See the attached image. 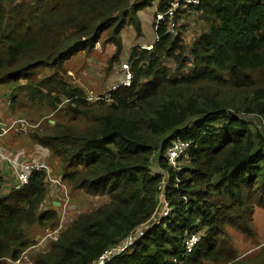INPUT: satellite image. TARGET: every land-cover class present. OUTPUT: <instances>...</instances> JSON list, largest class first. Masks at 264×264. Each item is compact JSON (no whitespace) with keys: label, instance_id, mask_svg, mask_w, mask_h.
Wrapping results in <instances>:
<instances>
[{"label":"trees","instance_id":"16d2710c","mask_svg":"<svg viewBox=\"0 0 264 264\" xmlns=\"http://www.w3.org/2000/svg\"><path fill=\"white\" fill-rule=\"evenodd\" d=\"M174 1L0 0V86L17 83L14 91L65 112L69 123H49L32 139L61 158L69 194L109 198L34 264H93L130 235L136 244L107 264H236L223 247L227 228L252 234L254 204L264 208V132L250 122L264 123V0H200L158 22ZM191 14L206 30L185 46L179 23ZM128 27L138 38L132 84L88 101L64 77L65 64L102 42L116 47L119 63ZM41 68L48 75L38 81ZM178 139L191 145L180 170L167 159ZM8 180L0 175V264L22 260L35 244L30 229L55 232L60 218L57 206L47 208L44 172L21 189ZM162 196L172 212L159 219ZM193 235L202 239L188 253Z\"/></svg>","mask_w":264,"mask_h":264},{"label":"rangeland","instance_id":"374dc122","mask_svg":"<svg viewBox=\"0 0 264 264\" xmlns=\"http://www.w3.org/2000/svg\"><path fill=\"white\" fill-rule=\"evenodd\" d=\"M187 17V15L183 17L179 26H186V32L182 36V39L185 46H190L199 35L206 30V28L202 21L193 14H191L188 20L186 19ZM144 32L148 33L147 26H144ZM122 35L124 36L125 42L123 40L124 50L120 56L119 63H112L116 47L113 44L102 42L96 45L95 50L90 55L83 52L65 64L64 77L71 84L80 87L85 92L88 101L108 98L110 93L115 91V87L121 86L123 82L126 81L128 74L125 67L128 66L129 69L131 67L128 63L130 52L132 50L130 47L137 44L138 38L131 27L126 28ZM154 42L156 43L157 40H154ZM168 65L174 67V64L171 61ZM38 72V76L34 77L35 79H39L38 81L48 75V69L41 68ZM28 81L29 80L21 79L19 82L22 85H27ZM17 85V83L12 84L11 88L4 85L0 86L1 135H4L7 141H9L10 137L14 138L15 147H17L15 149L22 151L27 155V157L24 158L26 162L35 161L34 157L36 148L41 150V154H43V150L44 154L47 152L46 154H48L49 157H46L45 162L49 171L44 172L47 176V180L50 177H55L63 182L61 178V158L53 156L51 152L50 156L48 150L41 146H37L39 144L34 142L32 135L37 129L42 130L43 128L46 129L47 127H50L49 123L51 121H58L59 123L65 124V122L69 123V118L65 115V112L54 113L49 104V100H46L45 102L31 101L25 92H20L19 89L14 91L13 88ZM51 95L55 96L56 92ZM14 96L15 99L13 100ZM21 122L25 123V126L19 125L16 126L15 129L12 128L15 123L20 124ZM250 122L264 132V123L256 119H251ZM77 127L87 129L88 124H81ZM3 138H0V143ZM10 143L12 144L14 142ZM9 145L10 144H7V146ZM4 150L6 152L11 151L9 148H4ZM182 164L183 163H180L179 168H182ZM184 165H186V163L183 164V166ZM0 175L6 180L9 179L7 182L9 187L14 186V179L9 177L6 178L4 172H0ZM4 189L5 191H8L7 186H5ZM51 190L50 187L48 191L49 199L47 200L46 205L47 208L52 206L58 207L60 218L59 226L56 228L57 232L42 231L38 227L31 228L29 235L35 244L24 253L22 260L16 262V264H34L40 254L49 251L51 245L50 241L59 237L62 231L70 228L72 223L81 215L89 214L109 202V198L106 196H91L81 192H77L74 195L70 191L71 202L67 204L69 206L66 208L62 206L63 208L61 209L60 206L63 205V203L61 202V197L59 195H61L62 192L59 189ZM50 203H52L51 206ZM254 205L255 210L252 222V234L242 233L232 225L227 228L228 235L224 238L223 247L231 256L238 258L235 261L236 264H264V208L257 204ZM167 207H169L168 204L164 205L162 208L165 210ZM191 251L193 252L194 249Z\"/></svg>","mask_w":264,"mask_h":264},{"label":"built area","instance_id":"2783aa9c","mask_svg":"<svg viewBox=\"0 0 264 264\" xmlns=\"http://www.w3.org/2000/svg\"><path fill=\"white\" fill-rule=\"evenodd\" d=\"M200 0H180V1H174L171 3L170 9L167 14H158L157 15V21L162 22L165 20V17L168 15L170 19H173L175 16L176 11H178L181 7V5H197L199 4ZM175 28V25L172 24L170 31L173 32ZM145 49L151 50V45H145ZM127 70V79L123 84L119 87H115L114 90L116 91L120 87H129L132 84L133 81V75L131 72V67L129 69L128 66L125 67ZM114 92V91H113ZM25 126V123L21 122L20 124L15 123L13 125V129H15L16 126ZM17 131V130H15ZM4 135H0V138H3ZM5 147L0 146V172H4L6 168H8V171H11L12 177L14 180L17 181V187L18 189H21L25 185L29 183L32 176L36 172H48L49 169L46 165V160L41 158L40 150L38 149V154H35V161L33 162H26L24 160L27 155L23 153L22 151H18L17 149H13L9 152H6L4 150ZM191 145L187 142H183L182 140L178 139L176 142L173 143V145L168 149L167 151V159L168 163L175 169L180 170L179 165L181 162L185 161L184 159L187 157L188 152L190 151ZM8 153V154H7ZM48 182L50 184V187L52 190L59 189L62 194L59 195L61 197V202L63 205H61V209L64 207L66 208L68 203L71 202V196L69 194L68 187L64 182H62L60 179H57L55 177H50L48 179ZM51 190V191H52ZM162 203L163 206L168 204L169 207H167L165 210H162V214L160 215L159 219L162 218H168L172 212L171 206L169 202H167L166 198L162 196ZM187 203V201H186ZM63 206V207H62ZM160 221V220H159ZM57 232V231H56ZM137 236V237H136ZM139 235H130L126 238L125 244L121 247H116L114 249H111L107 252H105L98 261L94 262L93 264H107L114 258L126 253L129 251L130 248H132L136 241H138ZM58 238V237H57ZM56 238V239H57ZM201 236L193 235L185 242V250L188 253H192V249H195L197 245L201 241ZM55 240V239H54ZM128 250V251H127Z\"/></svg>","mask_w":264,"mask_h":264},{"label":"crops","instance_id":"0c3cea01","mask_svg":"<svg viewBox=\"0 0 264 264\" xmlns=\"http://www.w3.org/2000/svg\"><path fill=\"white\" fill-rule=\"evenodd\" d=\"M148 11L149 10H144V11L141 12V14H145V15L147 14L148 15ZM10 142H14V143L11 144ZM7 144H10V145L7 146ZM0 146L5 147V148H9L11 150L17 148V147H15L16 145H15V141H14V138L13 137H10L9 138V141H7L6 137H4L2 139V142L0 143ZM4 176H6V178L9 177V178L13 179L12 173H11V171H8V168H6V170L4 171Z\"/></svg>","mask_w":264,"mask_h":264},{"label":"water","instance_id":"95a60500","mask_svg":"<svg viewBox=\"0 0 264 264\" xmlns=\"http://www.w3.org/2000/svg\"><path fill=\"white\" fill-rule=\"evenodd\" d=\"M50 123H51L52 125H54V124H55V122H53V121H51Z\"/></svg>","mask_w":264,"mask_h":264},{"label":"bare ground","instance_id":"6f19581e","mask_svg":"<svg viewBox=\"0 0 264 264\" xmlns=\"http://www.w3.org/2000/svg\"><path fill=\"white\" fill-rule=\"evenodd\" d=\"M175 34V33H174ZM27 186V185H26ZM12 189V188H11ZM18 191V190H17Z\"/></svg>","mask_w":264,"mask_h":264}]
</instances>
